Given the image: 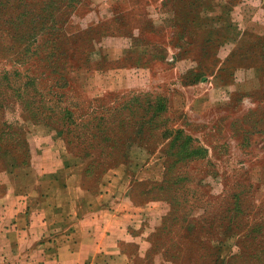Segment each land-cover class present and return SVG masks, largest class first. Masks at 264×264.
Segmentation results:
<instances>
[{
	"label": "rangeland",
	"instance_id": "374dc122",
	"mask_svg": "<svg viewBox=\"0 0 264 264\" xmlns=\"http://www.w3.org/2000/svg\"><path fill=\"white\" fill-rule=\"evenodd\" d=\"M92 117L143 157L97 213L132 264H264V0H0V174Z\"/></svg>",
	"mask_w": 264,
	"mask_h": 264
},
{
	"label": "crops",
	"instance_id": "0c3cea01",
	"mask_svg": "<svg viewBox=\"0 0 264 264\" xmlns=\"http://www.w3.org/2000/svg\"><path fill=\"white\" fill-rule=\"evenodd\" d=\"M187 105L190 110V97ZM33 132L28 163L7 165L0 174L1 264H132L112 217L97 213L123 190L120 175L139 164L141 154H128L126 165L90 194L81 185V161L47 130Z\"/></svg>",
	"mask_w": 264,
	"mask_h": 264
},
{
	"label": "trees",
	"instance_id": "16d2710c",
	"mask_svg": "<svg viewBox=\"0 0 264 264\" xmlns=\"http://www.w3.org/2000/svg\"><path fill=\"white\" fill-rule=\"evenodd\" d=\"M18 96L19 95H17L16 97L18 98ZM149 97H150L149 94H144V95H141V97L136 96L128 100V103H130V105L137 104L138 107L140 106V108L141 106H144V109L142 110H144L147 113L148 112L151 113L149 118H147L143 122L140 121V123H136L137 130L132 131L131 133H134L137 135L142 134L143 132L142 126L144 125L151 126L152 130L156 128V125L152 126L154 124L153 120L154 118L158 116V114L160 113V111L163 110L164 107L162 106L160 98H157L155 96L153 97L152 100H150ZM123 107L125 108V106ZM104 113L106 114L107 110H105L101 114H104ZM67 115L69 116L68 113ZM31 117L34 118L35 114L33 113ZM69 124L73 128L77 127L75 124L72 123V121H70ZM107 124H108V121L105 120L103 117H99V118L92 117L90 121H86L77 127V128L84 129L85 131L79 136L76 134L75 137H72L74 139H70L68 137V134L71 131H69L67 127L66 129H64V131H61V130L59 131V133L62 134V140L64 142L66 151L73 157L79 158L85 162L83 169H82L81 185H82V188L90 194H95L97 192L99 183H97L95 188H91L88 186L89 180L97 181L96 179H98L101 175H103L104 172L110 169L116 168L118 165H124L125 161L127 160V157L125 153L123 152L122 148L127 141H131V140H129V136L125 137V135L127 134L125 133L126 125L123 119L122 120L120 119L118 121L117 129H119L118 131L119 135L116 136L115 138H112L109 136L111 131L109 130ZM158 125H161V123ZM171 133H172L171 129L169 130L165 129L163 131V135H169ZM174 133L176 134L178 132L175 131ZM1 136H3L2 131H0V139H1ZM121 136H123L124 139L123 141L120 139L121 141L118 142V139ZM84 137L89 138V140L85 144L80 145L81 142L83 143L85 141ZM78 138L80 139L82 138L80 143L78 142ZM134 142H136L138 146L143 147V142H144L143 139L139 141H134ZM22 143L24 146L22 160H17L16 157L11 155V159L13 163L8 164V165L24 166L28 163L27 159L29 160V150H28V145L26 144L25 138H23ZM172 143H174L173 139L168 141L169 145H172ZM99 148L100 149L102 148L103 150L107 149L109 151L107 153L98 152L97 154H95V152ZM5 166L7 167V164Z\"/></svg>",
	"mask_w": 264,
	"mask_h": 264
}]
</instances>
